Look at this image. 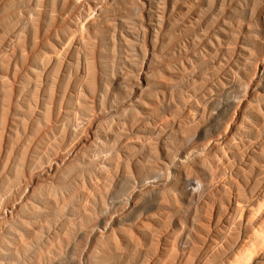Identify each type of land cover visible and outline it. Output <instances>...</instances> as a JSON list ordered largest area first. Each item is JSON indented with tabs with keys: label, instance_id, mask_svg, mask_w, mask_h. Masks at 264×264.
I'll return each mask as SVG.
<instances>
[{
	"label": "rangeland",
	"instance_id": "obj_1",
	"mask_svg": "<svg viewBox=\"0 0 264 264\" xmlns=\"http://www.w3.org/2000/svg\"><path fill=\"white\" fill-rule=\"evenodd\" d=\"M0 264H264V0H0Z\"/></svg>",
	"mask_w": 264,
	"mask_h": 264
}]
</instances>
